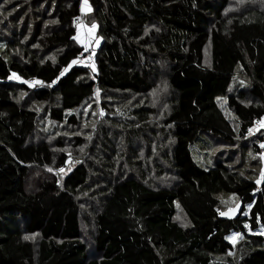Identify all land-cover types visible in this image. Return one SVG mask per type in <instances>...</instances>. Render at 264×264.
Masks as SVG:
<instances>
[{"label": "trees", "instance_id": "trees-1", "mask_svg": "<svg viewBox=\"0 0 264 264\" xmlns=\"http://www.w3.org/2000/svg\"><path fill=\"white\" fill-rule=\"evenodd\" d=\"M27 1L0 0V264H264L263 236L248 234L264 230V176L223 162L203 170L189 149L201 131L233 142L264 119V5L88 0L83 13L81 0H30L33 12ZM76 18L97 31L93 70L76 60L90 49L75 39ZM237 67L247 89L228 95ZM81 124L87 137L50 142ZM32 171L44 178L29 184ZM218 192L249 212L222 216ZM231 232L244 238L232 245Z\"/></svg>", "mask_w": 264, "mask_h": 264}, {"label": "rangeland", "instance_id": "rangeland-1", "mask_svg": "<svg viewBox=\"0 0 264 264\" xmlns=\"http://www.w3.org/2000/svg\"><path fill=\"white\" fill-rule=\"evenodd\" d=\"M252 0H248L247 4H251ZM256 3H259L261 5H264V0H255ZM29 5V10L32 11V4L30 0L26 2ZM86 6H90L88 3V0H81V8L85 10ZM23 8V6H22ZM85 12V11H84ZM14 31L15 32H22L23 29V21L25 19L18 18L14 15ZM19 20V21H15ZM18 22V23H15ZM78 27L76 29V36L75 39L78 41V44L80 42L81 47H86L85 44L89 40H94L95 33L97 31L95 30V27H89L90 29H86V31H83V25L81 22L74 23ZM2 31V30H0ZM9 31V30H8ZM28 32H31L30 30ZM25 33V32H24ZM99 40H95L93 43V49L96 50L99 47ZM6 47V43L2 42L0 43V52L4 51V48ZM88 48V47H87ZM91 49V48H90ZM38 54L42 55L44 58H49L53 60L54 55H56V51L52 52H44L39 51ZM210 50L207 49L205 51V65H210ZM79 65H84L85 67H88L90 70L93 68V64L87 65L85 63L78 62ZM93 70V69H92ZM239 67L236 68V74L232 79V83L230 85V88L228 90V95H235L237 90H245L247 89V81L240 77V74L238 73ZM99 95V94H98ZM218 105L220 106L221 110L224 112L226 118L228 120H233V113L229 110L227 107L226 97L218 98L217 100ZM30 105L33 107V109H42L44 107L51 108V104H44V105H35L33 102H30ZM95 108H91V111H95ZM88 111V110H87ZM94 115H91L90 118H93ZM65 133L68 135V133H71V137L73 138V133H78L79 135H82L84 137H87L88 130L87 126L81 124L78 127H68L65 125L64 128L59 127L56 132L53 134V138H50V142L53 141V139H56L59 134ZM40 135H42L40 133ZM264 137V119H262L255 127H253L247 136L241 139H237L235 141H226L220 137L214 136L212 134L206 133L201 131L196 140L193 144L190 145L189 149L192 155V159L195 162V164L203 169V170H209L214 167V165L217 162H223L228 168L235 170L241 177L248 178L251 180L258 179L257 177L261 176V173L264 171V149L260 150L261 153L257 154L253 150V144L256 142L257 138ZM41 138V137H39ZM38 138V139H39ZM67 143L65 145H69L68 139ZM246 146V147H243ZM82 152V148L79 150L77 154H74V152L71 151L68 159L65 162L64 168L58 167L52 169V176L53 177H64L67 173H69L70 170L73 169L78 164L77 157ZM168 173H174L173 170H166ZM44 171H32L30 173L28 182L29 184H32L33 181H39L44 178ZM154 173V177H155ZM215 198L219 203L218 210L221 213H224V217H236L238 215H246L247 212H249L251 208L250 205L242 206L238 197L233 193H226V192H218L215 194ZM176 214L178 213L177 220L182 226H187V219L180 209V207L177 206L176 208ZM185 221V222H184ZM183 223V224H182ZM186 223V224H184ZM82 232H84V235L89 234L91 232V228L84 227ZM248 234H260L263 236V242L262 244L257 247V249L264 250V230L261 228H258L255 232L251 233L248 231ZM244 238V235L241 233L231 232L226 236V240L234 245L236 242H238L240 239ZM33 240L36 239V237L32 238Z\"/></svg>", "mask_w": 264, "mask_h": 264}, {"label": "built area", "instance_id": "built-area-1", "mask_svg": "<svg viewBox=\"0 0 264 264\" xmlns=\"http://www.w3.org/2000/svg\"><path fill=\"white\" fill-rule=\"evenodd\" d=\"M78 62H84L87 65L94 63V54L91 49H84L76 58ZM94 66V64H93Z\"/></svg>", "mask_w": 264, "mask_h": 264}, {"label": "crops", "instance_id": "crops-1", "mask_svg": "<svg viewBox=\"0 0 264 264\" xmlns=\"http://www.w3.org/2000/svg\"><path fill=\"white\" fill-rule=\"evenodd\" d=\"M81 11H82L83 13H87V12H89V11H90V6H89V7L86 6V7H85V10H83V9L81 8ZM84 11H85V12H84ZM83 29H84L83 31H86L84 25H83ZM97 40H98V39H97ZM85 45H86V47H88V48H93V47H92L93 44L90 43V40H89V41L87 42V44H85ZM86 47H85V48H86Z\"/></svg>", "mask_w": 264, "mask_h": 264}, {"label": "snow or ice", "instance_id": "snow-or-ice-1", "mask_svg": "<svg viewBox=\"0 0 264 264\" xmlns=\"http://www.w3.org/2000/svg\"><path fill=\"white\" fill-rule=\"evenodd\" d=\"M93 27H95V26H93ZM261 147L264 148V144H262ZM261 175L264 176V172H262ZM221 215H224V213H221ZM25 239H28V237H25Z\"/></svg>", "mask_w": 264, "mask_h": 264}, {"label": "bare ground", "instance_id": "bare-ground-1", "mask_svg": "<svg viewBox=\"0 0 264 264\" xmlns=\"http://www.w3.org/2000/svg\"><path fill=\"white\" fill-rule=\"evenodd\" d=\"M77 22H80V19H79V18H76V19L74 20V23H77Z\"/></svg>", "mask_w": 264, "mask_h": 264}, {"label": "clouds", "instance_id": "clouds-1", "mask_svg": "<svg viewBox=\"0 0 264 264\" xmlns=\"http://www.w3.org/2000/svg\"><path fill=\"white\" fill-rule=\"evenodd\" d=\"M85 30H86V28H85Z\"/></svg>", "mask_w": 264, "mask_h": 264}]
</instances>
